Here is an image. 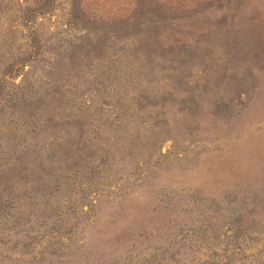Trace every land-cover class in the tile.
<instances>
[{"label": "rangeland", "instance_id": "374dc122", "mask_svg": "<svg viewBox=\"0 0 264 264\" xmlns=\"http://www.w3.org/2000/svg\"><path fill=\"white\" fill-rule=\"evenodd\" d=\"M4 74L0 264H264V0H0Z\"/></svg>", "mask_w": 264, "mask_h": 264}, {"label": "trees", "instance_id": "16d2710c", "mask_svg": "<svg viewBox=\"0 0 264 264\" xmlns=\"http://www.w3.org/2000/svg\"><path fill=\"white\" fill-rule=\"evenodd\" d=\"M25 60H26L25 62H27V59H25ZM20 62H21V60H20ZM20 62L16 63V66H14L15 68L12 67V71H14L15 69H17L18 66L25 65V63H23V62L20 63ZM5 77H6L5 74L1 76V78H0V86H2V82L1 81ZM5 203L6 202L0 200V211H3V209L5 208ZM17 250H18V247L16 245L10 246L8 243H1V245H0V255L2 256V258L4 260H5L6 257L13 258V257L19 255V252H17ZM34 250H36V248H34ZM27 254L28 253L23 254V256L24 255H27ZM35 257H36L35 255L32 256V258H35Z\"/></svg>", "mask_w": 264, "mask_h": 264}]
</instances>
